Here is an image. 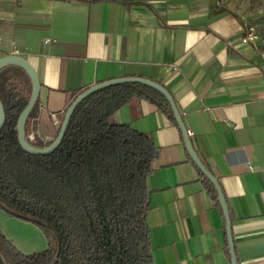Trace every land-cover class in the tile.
Returning a JSON list of instances; mask_svg holds the SVG:
<instances>
[{"label": "crops", "instance_id": "0c3cea01", "mask_svg": "<svg viewBox=\"0 0 264 264\" xmlns=\"http://www.w3.org/2000/svg\"><path fill=\"white\" fill-rule=\"evenodd\" d=\"M225 0H0V56L26 58L40 82L31 119L43 143L84 89L143 77L172 96L227 205L237 264H264V35ZM14 54V53H13ZM150 136L154 264H230L225 219L179 127L133 96L109 117Z\"/></svg>", "mask_w": 264, "mask_h": 264}, {"label": "trees", "instance_id": "16d2710c", "mask_svg": "<svg viewBox=\"0 0 264 264\" xmlns=\"http://www.w3.org/2000/svg\"><path fill=\"white\" fill-rule=\"evenodd\" d=\"M31 93L27 73L16 65L0 69V208L29 221L46 236L47 247L25 254L0 233V264H154L147 213V177L158 155L144 132L109 117L133 96L156 106L176 124L166 98L136 83L99 89L71 114L59 146L48 155L23 151L16 125ZM28 135L35 131L31 119ZM64 113L60 116L62 121ZM178 127V126H177ZM59 128V126H58ZM36 137V147L48 145ZM202 176V174H201ZM211 197L217 194L202 176Z\"/></svg>", "mask_w": 264, "mask_h": 264}, {"label": "water", "instance_id": "95a60500", "mask_svg": "<svg viewBox=\"0 0 264 264\" xmlns=\"http://www.w3.org/2000/svg\"><path fill=\"white\" fill-rule=\"evenodd\" d=\"M6 65H16L22 68L27 73L30 79V82H31V93H30L29 99L25 107L21 110L17 118V125H16L18 143L24 152L31 154V155H48L52 153L59 146L74 109L77 107V105L82 100H84L87 96H89L90 94H92L93 92L99 89H102L104 87H108L111 85H115V84H120V83H136V84H141L149 88H152L158 91L160 94H162L166 98L169 104L170 110L172 112L173 118L176 121V124L180 129V132L183 137L184 146L190 158L192 159L196 167L199 169V171L202 173V175L209 180V182L212 184V186L214 187L216 191L217 198H218V201L221 206L224 219H225V228H226V235H227L228 250H229V255H230V264H237L236 254H235L234 245H233L232 236H231V225H230L227 205H226L223 193L220 189L219 183L217 179L215 178V176H213V174H211L207 170V168L205 167V165L203 164V162L200 160L199 156L197 155L195 149L192 146L190 137L188 135V130L182 120L181 114L179 110L177 109V106L172 96L163 86L147 78L135 77V76L115 78V79L96 83L84 89L82 92H80L72 100L70 105L66 108L64 115H63V119L59 124L58 132L55 138L46 146L36 147L33 144H31V142L29 141V138L25 132V124H26V121L35 103L38 100L39 90H40V82H39L38 74L35 68L31 65V63L26 58L18 54L11 53V54L0 56V69ZM4 122H5V113H4L3 105L0 101V130L4 125ZM1 259L4 262L2 256H1Z\"/></svg>", "mask_w": 264, "mask_h": 264}, {"label": "rangeland", "instance_id": "374dc122", "mask_svg": "<svg viewBox=\"0 0 264 264\" xmlns=\"http://www.w3.org/2000/svg\"><path fill=\"white\" fill-rule=\"evenodd\" d=\"M225 2L230 3L257 33L264 35V0H225ZM0 233L25 254L39 252L47 247L46 236L40 228L29 221L7 214L1 208Z\"/></svg>", "mask_w": 264, "mask_h": 264}, {"label": "built area", "instance_id": "2783aa9c", "mask_svg": "<svg viewBox=\"0 0 264 264\" xmlns=\"http://www.w3.org/2000/svg\"><path fill=\"white\" fill-rule=\"evenodd\" d=\"M259 38L258 33L255 31V29L252 26H248L246 30L244 31L242 37H241V43L243 44H249L255 42ZM14 54H17V50L13 51ZM262 63L264 65V50L261 54ZM29 140H34L36 137L35 133H30L27 135Z\"/></svg>", "mask_w": 264, "mask_h": 264}]
</instances>
